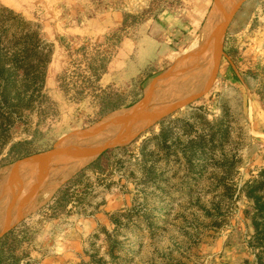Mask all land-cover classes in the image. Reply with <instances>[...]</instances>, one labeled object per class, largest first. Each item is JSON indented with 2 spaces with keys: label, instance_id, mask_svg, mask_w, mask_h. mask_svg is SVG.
<instances>
[{
  "label": "rangeland",
  "instance_id": "374dc122",
  "mask_svg": "<svg viewBox=\"0 0 264 264\" xmlns=\"http://www.w3.org/2000/svg\"><path fill=\"white\" fill-rule=\"evenodd\" d=\"M150 1L0 0V169L23 160L10 154L16 143L31 142L24 159L51 155L110 115L92 123L88 100L63 97L56 77L66 46L101 40ZM213 1L189 0L190 25L165 13L140 26L117 47L111 81L130 87L144 69L167 72ZM224 30L203 93L111 147L105 174L84 170L89 163L63 181L57 190L84 170L60 218L38 226L36 213L56 190L14 225L32 232L18 264H264V0H244ZM42 96L55 113L38 124Z\"/></svg>",
  "mask_w": 264,
  "mask_h": 264
},
{
  "label": "bare ground",
  "instance_id": "6f19581e",
  "mask_svg": "<svg viewBox=\"0 0 264 264\" xmlns=\"http://www.w3.org/2000/svg\"><path fill=\"white\" fill-rule=\"evenodd\" d=\"M243 1L214 0L201 30L167 72L151 78L139 103L67 137L51 155L2 167L0 236L45 204L63 181L103 150L126 144L159 115L203 93L216 73L225 25Z\"/></svg>",
  "mask_w": 264,
  "mask_h": 264
},
{
  "label": "trees",
  "instance_id": "16d2710c",
  "mask_svg": "<svg viewBox=\"0 0 264 264\" xmlns=\"http://www.w3.org/2000/svg\"><path fill=\"white\" fill-rule=\"evenodd\" d=\"M189 8V0H151L148 7L140 13L125 14L121 24L110 29L101 40L84 41L75 46H66V61L62 71L56 77L63 97L76 104L88 100L94 112L92 123L115 111L134 106L141 100L142 85L152 77V73L144 69L131 80L130 87L111 81L110 65L117 47L140 26L165 13L170 20H178L182 25H190L193 18L189 15ZM180 32L183 34L182 31ZM172 40L177 41L173 36ZM186 46L187 42H183L177 50L181 51ZM224 53L231 58L233 64L242 73L240 69L242 63L237 61V51L230 52L224 43ZM170 65L168 64L165 69ZM254 95L259 102L261 93L255 92ZM49 112L55 113L54 103L48 97L42 96L38 106V124L45 122ZM30 144V141L16 143L11 147L10 154L17 159H24L33 154L29 149ZM110 161L111 151L107 149L84 170L89 169L98 174H105ZM84 170L64 183L50 201L37 211L38 226L46 221L57 220L65 214L72 201L71 190ZM31 233L21 231L20 225H16L2 234L0 236V264H18L20 260L18 253L29 247Z\"/></svg>",
  "mask_w": 264,
  "mask_h": 264
},
{
  "label": "water",
  "instance_id": "95a60500",
  "mask_svg": "<svg viewBox=\"0 0 264 264\" xmlns=\"http://www.w3.org/2000/svg\"><path fill=\"white\" fill-rule=\"evenodd\" d=\"M108 149H110V148H108ZM105 150H107V149H105ZM105 150H104V151H105ZM102 152H103V151H102ZM102 152H101V153H102ZM101 153H100V154H101ZM100 154H99V155H100Z\"/></svg>",
  "mask_w": 264,
  "mask_h": 264
}]
</instances>
